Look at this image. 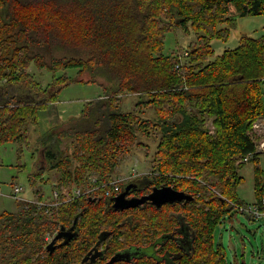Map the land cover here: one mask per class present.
I'll list each match as a JSON object with an SVG mask.
<instances>
[{"label":"trees","instance_id":"16d2710c","mask_svg":"<svg viewBox=\"0 0 264 264\" xmlns=\"http://www.w3.org/2000/svg\"><path fill=\"white\" fill-rule=\"evenodd\" d=\"M232 10L264 14V0H0V82L47 93L41 102L0 101V144L27 138L39 125L40 111L72 81L66 71L74 69L80 77L91 76L82 82L103 78L105 94L86 104L80 124L59 132L75 135L72 152L53 149L59 133L44 136L50 140L49 169L61 174L52 185L72 189L94 173L102 182L111 179L120 159L143 144L139 137L153 134L158 144L150 184L193 196L161 208L148 202L126 210L107 205L104 196L59 205L22 203L17 212L0 213V264H100L82 260L104 233L109 256L149 236L151 243L169 239L163 251L171 264H232L214 234L237 205H251L239 195V158L255 149L250 132L264 116V40L243 36L239 46L209 59L213 38L227 37L228 29L219 25L232 18ZM189 24L200 43L184 59L164 53L167 32L190 30ZM32 64L51 72L53 83L44 88L28 71ZM59 71L65 73L57 76ZM126 94L139 96L135 109L122 110ZM145 105L157 116H142ZM255 191L253 204L263 209L260 165ZM76 219L77 235L53 253L46 250L47 234Z\"/></svg>","mask_w":264,"mask_h":264},{"label":"rangeland","instance_id":"374dc122","mask_svg":"<svg viewBox=\"0 0 264 264\" xmlns=\"http://www.w3.org/2000/svg\"><path fill=\"white\" fill-rule=\"evenodd\" d=\"M231 15L232 18L229 21L219 25V28L228 29L226 31L227 37L213 38L211 48L215 53L209 59H214L226 49L239 46L243 36L264 40V14L240 16L235 10H232ZM188 27L190 30L184 27H174L173 30L167 32L164 53H178L182 57L184 56V59L187 56V50L200 43L190 24ZM207 60L208 58L205 61ZM28 71L44 88L53 83L52 73L45 68H39L32 64ZM66 72L72 81L60 89L58 101L50 103L46 109L40 111L39 125L31 127L27 138L21 143L0 144V213L3 211L17 212L22 203L25 202H33L40 206L48 204V202L54 201V190L57 188L61 190L52 185L53 182H58L61 174L57 169H49L45 152L50 145V140H44V136L48 132L58 134L70 128L80 121V115L86 104L92 100L103 98L105 94V87L99 83V81H104L103 78L98 77L96 81L82 82L79 78H85L84 80L88 81L91 76L85 73L80 77L77 70L74 69H68ZM64 73L65 71H59L57 76ZM5 98L41 102L47 98V93L32 92L23 85L10 84L4 80L0 82V101ZM138 100L137 94L123 95L122 110L135 109ZM139 109H141V114L144 117L153 119L156 115L150 106L145 105ZM209 125H211L210 122ZM75 138V135L65 137L59 133L52 142L53 149L58 152H72L76 143L73 141ZM138 141L143 144L135 145L129 154L120 159L116 172L111 179L102 182L99 180L98 174L94 173L91 175L92 179L95 180L94 182H89L88 179L84 185H77L76 187H86L88 184H100L101 186L107 184L106 187H109L110 182L136 173L138 176L131 183H136L140 189L145 188L151 182L149 173L152 171V161L158 142L153 134L149 137L141 135ZM258 165L264 170V153L261 154L260 161L258 159L245 162L239 169L243 176V183L238 188L239 195L244 201L251 204L256 202L255 168ZM114 182L111 185H114ZM15 185H21L24 188L20 194L23 199L15 198L12 195ZM127 185V182L123 183L124 190ZM74 188L64 187L62 189L66 195L69 194V201L76 199L71 193ZM103 188L101 187L96 192L99 193ZM98 193H95L96 197L104 196ZM85 196L87 195L81 197ZM106 201L107 205H112L108 199ZM16 204L18 205L17 209ZM112 207L114 208L113 205ZM214 235L215 241L222 243L227 249V258L232 264H264V217L252 220L236 208L231 217L228 216L218 225ZM50 236L47 234V237Z\"/></svg>","mask_w":264,"mask_h":264},{"label":"flooded vegetation","instance_id":"af4514ba","mask_svg":"<svg viewBox=\"0 0 264 264\" xmlns=\"http://www.w3.org/2000/svg\"><path fill=\"white\" fill-rule=\"evenodd\" d=\"M154 186L156 185L148 184L143 189H138V190L133 189L129 192L128 197L143 196L145 194H149ZM142 190L143 192L140 193L139 195L133 193V192L137 193ZM112 205H114V201H112ZM73 226L74 225L68 227L63 226V228H65V231H69L70 233H72L75 232V228L72 229ZM60 230H58V232ZM58 232H56L54 235L49 234V236L51 235L50 237L46 236V241H47L46 250H48L50 253H53L59 245H63L64 241L66 240V238L64 237L56 239L55 236L57 235ZM73 238L68 239L66 243L70 242ZM108 239H109V234L104 233V236L90 249L92 250L91 256L97 254L98 255L97 259L95 261H91V260L89 261L91 262L101 261L100 264H107L111 260V258L114 255H116V253H118L120 259L114 262L113 264H171L172 263L171 256L168 253V250L163 251V245L167 240H169L168 238H162L160 240L158 239L156 243H151V242H147L150 240V237L148 236V238L144 239V243L128 245L123 250L117 251L111 256L108 255L109 252ZM50 243H53L54 246L51 249L48 248Z\"/></svg>","mask_w":264,"mask_h":264},{"label":"built area","instance_id":"2783aa9c","mask_svg":"<svg viewBox=\"0 0 264 264\" xmlns=\"http://www.w3.org/2000/svg\"><path fill=\"white\" fill-rule=\"evenodd\" d=\"M179 66V65H178ZM251 136L252 139L255 143V149L250 152L248 155L245 157L239 158V162H249L255 156L261 155L264 153V116H260L253 124V128L251 130ZM138 174L132 173L131 175L125 176L123 178H120L118 180H115L114 185H111L109 183V187H106L107 184H103L102 186L100 184H88L86 187L84 186H78L72 190V195L76 198H79L81 196L87 195V196H95V193L98 189L101 187H104L101 190H104L103 195L110 203H112L113 199L119 195L123 190V183L127 182L128 184L131 183L137 177ZM89 182H94L95 180L92 179V176H89ZM110 187H112L110 189ZM23 187L21 185H15L14 187V197L18 199H23L21 198L20 194L23 191ZM54 201L53 202H48L50 205H59V203L64 202V201H69V194L66 195L64 191L59 190L58 188L54 190ZM66 196V197H65ZM65 199H62L64 198ZM48 204H42V205H48ZM262 207L261 209L257 204H251L249 206H243V205H237V210L241 213H249L251 214L254 218H261L264 217V197L262 201Z\"/></svg>","mask_w":264,"mask_h":264},{"label":"water","instance_id":"95a60500","mask_svg":"<svg viewBox=\"0 0 264 264\" xmlns=\"http://www.w3.org/2000/svg\"><path fill=\"white\" fill-rule=\"evenodd\" d=\"M138 185L136 183H130L126 186L125 190L114 198V209L116 210H124L129 208H135L151 202L158 208H161L166 203H175L181 202L184 200L193 199V196L185 191L178 190L171 185H164V186H154L152 191L149 194H145L143 196H134L128 197V194L133 189H138ZM78 219L75 220L74 229L77 225ZM77 235V231L70 233L69 231H65V228L62 229L57 233L55 236L56 239L58 238H66L64 243ZM53 243H50L48 248H53ZM92 250L88 252V254L83 258L82 262H87L89 260L95 261L97 259V254L91 256ZM119 255H114L111 260L107 264H113L114 262L118 261ZM82 264V263H79Z\"/></svg>","mask_w":264,"mask_h":264},{"label":"crops","instance_id":"0c3cea01","mask_svg":"<svg viewBox=\"0 0 264 264\" xmlns=\"http://www.w3.org/2000/svg\"><path fill=\"white\" fill-rule=\"evenodd\" d=\"M260 156H261V155L258 156L259 161H260ZM12 195H13V193H12ZM17 208H18V205L16 204V209H17Z\"/></svg>","mask_w":264,"mask_h":264}]
</instances>
